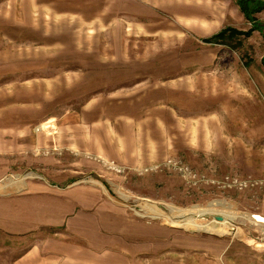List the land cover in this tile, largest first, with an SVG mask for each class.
<instances>
[{"label":"rangeland","instance_id":"rangeland-1","mask_svg":"<svg viewBox=\"0 0 264 264\" xmlns=\"http://www.w3.org/2000/svg\"><path fill=\"white\" fill-rule=\"evenodd\" d=\"M255 1L0 0V264L264 257Z\"/></svg>","mask_w":264,"mask_h":264},{"label":"crops","instance_id":"crops-1","mask_svg":"<svg viewBox=\"0 0 264 264\" xmlns=\"http://www.w3.org/2000/svg\"><path fill=\"white\" fill-rule=\"evenodd\" d=\"M210 212L211 211L206 212L203 215L210 214ZM141 214L148 218H157L160 220L164 219L167 221L170 220L169 216L166 213L159 210L155 206H150L148 210H144V212H142ZM246 219L254 223L258 218L257 216L249 215L246 216ZM226 221H228L227 217L224 218L222 216L221 223L223 222L226 223ZM188 223L190 225V228H194L197 231L200 230V231L212 232V233L218 231L216 230V228H214V226L201 225L197 221L195 222L188 221ZM245 245L248 247H243V246L240 247L237 245L223 242V246L221 249L208 250L207 255H201V257L198 258L199 264H264L263 253L255 250V248L252 246L254 244H245ZM57 253L58 252H56L55 254Z\"/></svg>","mask_w":264,"mask_h":264},{"label":"trees","instance_id":"trees-1","mask_svg":"<svg viewBox=\"0 0 264 264\" xmlns=\"http://www.w3.org/2000/svg\"><path fill=\"white\" fill-rule=\"evenodd\" d=\"M237 5H238L242 15L246 19H249L250 15L252 13L258 12L262 8V6H261L262 4H259L255 0H237ZM228 33L236 34V32L234 30H232L231 28L222 29L219 32H217L216 34H214L213 36H211L210 38H208L206 42L212 43V44L219 43L221 38Z\"/></svg>","mask_w":264,"mask_h":264},{"label":"water","instance_id":"water-1","mask_svg":"<svg viewBox=\"0 0 264 264\" xmlns=\"http://www.w3.org/2000/svg\"><path fill=\"white\" fill-rule=\"evenodd\" d=\"M214 219L217 220V221H220L221 220V218L220 217H217V216H215Z\"/></svg>","mask_w":264,"mask_h":264},{"label":"built area","instance_id":"built-area-1","mask_svg":"<svg viewBox=\"0 0 264 264\" xmlns=\"http://www.w3.org/2000/svg\"><path fill=\"white\" fill-rule=\"evenodd\" d=\"M254 223H257V225H259V224L264 225V222H254Z\"/></svg>","mask_w":264,"mask_h":264},{"label":"bare ground","instance_id":"bare-ground-1","mask_svg":"<svg viewBox=\"0 0 264 264\" xmlns=\"http://www.w3.org/2000/svg\"><path fill=\"white\" fill-rule=\"evenodd\" d=\"M222 220V219H221ZM263 221V220H262Z\"/></svg>","mask_w":264,"mask_h":264}]
</instances>
